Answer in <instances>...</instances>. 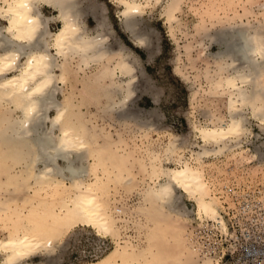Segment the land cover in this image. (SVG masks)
<instances>
[{"label": "bare ground", "instance_id": "6f19581e", "mask_svg": "<svg viewBox=\"0 0 264 264\" xmlns=\"http://www.w3.org/2000/svg\"><path fill=\"white\" fill-rule=\"evenodd\" d=\"M161 1L112 0L120 6L118 16L137 46L145 47L148 39L145 30L142 32L137 27V16ZM185 1L165 0L164 11L171 31L172 22H180L176 13L182 10ZM46 6L53 9L52 15L43 14ZM87 11L97 23L94 31L86 23ZM105 14V5L92 0L0 1V16L5 21L0 24V105L7 106L9 112L6 125L0 131L3 142L0 143V175H7L9 181L21 179L22 184L23 180H28L26 185L35 189L36 196L44 192L53 196L52 200L38 196L36 200L31 198L24 202L29 209L19 212L22 217L13 222L15 226L10 225L5 236L0 235V264H42L29 260L39 254L52 253L59 236L72 222L91 226L99 237L117 239L113 241L117 245L107 253L86 258L91 260L82 264H218V257L208 253L211 249L203 252L202 244L197 242L198 234H190L185 225L195 220L198 226L204 227L214 221L225 235L231 233L223 205L212 195L201 167L208 155L221 150L227 152L252 132L246 115L248 110L264 124V89L260 80L264 77V26L242 21L218 29L224 48L214 54L219 66L216 63L218 68L208 75L211 82L208 93L220 90L227 95V121L197 125L204 145L193 156L196 162L182 159L181 143L172 134L164 153L151 152L153 182L141 190L137 203L123 200L125 213H130L124 218L118 208L107 201L110 183L114 181L105 180L112 176L105 164H114L116 167L110 166V171L118 177L116 180L125 181L130 187L133 173L127 168L128 159L122 161L115 157L117 151L101 143L100 129L84 115L82 105L85 103L75 102L65 89L71 73H75L72 71L75 61L80 67L92 62L105 64L101 76L109 72L106 64L115 61L110 72L116 81L103 86L98 94L106 102L101 110L123 112L124 106L134 99L140 67L124 47H116L119 42L111 43L112 31ZM51 22L59 23L56 30L50 27ZM203 44L204 39L199 46ZM192 48L194 45H188L186 52H191ZM60 93H64L63 100L59 99ZM53 109L56 114L51 117ZM48 121L51 126L45 127ZM233 141L236 144H231ZM172 159L178 160L179 166L171 168L165 164ZM96 170L103 171L104 176L94 173L97 178L93 180L90 177ZM242 186L231 193L235 204L245 192ZM3 187L4 184H0V190ZM59 193H68V196L64 194L67 197L60 202ZM185 199L194 206H188ZM0 206H4L1 199ZM227 208L229 215L232 211V216L236 217L238 207ZM172 215L175 218L170 221ZM3 217L0 213V231ZM131 221L130 226L138 229L136 238L130 235L122 238L123 230L131 228L128 223ZM163 222L167 226H163ZM153 227L159 228V233ZM209 242L212 245L215 241ZM215 244L212 246L216 250L218 242Z\"/></svg>", "mask_w": 264, "mask_h": 264}, {"label": "rangeland", "instance_id": "374dc122", "mask_svg": "<svg viewBox=\"0 0 264 264\" xmlns=\"http://www.w3.org/2000/svg\"><path fill=\"white\" fill-rule=\"evenodd\" d=\"M86 1L90 2L91 0ZM92 1L105 5L106 20L109 23V30L112 31L111 43L119 42L116 47H124L140 67V79L135 87L136 94L134 99L124 106L126 108L123 112L101 110V107L106 102L104 99H100L98 94H100V89L103 86H108L114 80L116 81V78L114 79L110 72L115 61L106 64L105 68L110 73L103 74V76H101V71L104 69L102 66L105 64L101 65L100 63L92 62L89 66L80 67L75 61L74 68L78 70L79 67V70L76 72L72 68L75 73H71L65 89L66 94L71 95L75 102L80 103V101H83L85 103L82 105L84 115L100 129L101 137L99 138L101 143L108 149L116 150L118 154L114 153L115 157H120L122 161L128 159L129 165L127 164V168L128 170L130 169L129 172L133 173L130 187L129 185L126 186L125 181L119 182V180H116L118 177L113 175L115 174L113 171H110L111 167H116L114 164L106 163V167L104 166L110 174L112 173V176L109 177L106 174L108 179L105 178V180L108 183L114 181L110 183L112 186L107 201L110 205L115 206L114 208H118L124 218H128L130 213H125L123 200H128L127 202L130 204L132 202L137 203L138 198H141V190L148 183L153 182L150 174L153 170L151 156L154 151L164 153L165 147L172 139L171 136L175 135L177 139L179 138L178 140L182 146V150H180L183 155L182 159L196 162L193 156L196 155V152L201 151L202 145H204L197 125L218 120L220 123H226L229 116L227 95L220 90L214 94L208 93L211 86L208 75L214 73L218 68L216 67L218 60L214 54L221 52L224 48L218 29L231 22L242 23V21H249L248 23L252 24L253 22V24L257 23L260 26H264V0H186L182 4V10L176 13L180 22L175 20L172 22L174 26L173 35L171 23L167 20V15H165L164 11L165 0L157 4L155 2L146 9V12L136 18L137 22L139 21L137 24L138 29L142 30V32L145 30L144 33L148 37L145 47L137 46L126 31L121 18L118 16L119 5L112 2V0ZM53 13L52 8L44 7L43 14L50 16ZM86 19V23L91 30H96L97 23L88 11ZM1 23L5 24V21L0 16ZM58 26L59 23L51 22L50 27L53 30H56ZM202 39H204V44L201 47L199 43ZM188 45H194L191 52H186ZM97 71H100L99 74ZM260 80L261 82L263 81L261 87L264 89V77ZM63 97L64 93H60L59 99L63 100ZM8 113L7 106L0 105V131L6 125L5 119H7ZM55 114L56 111L54 109L50 111L51 117ZM246 115L248 116V125L252 132L248 133L247 137L241 138L240 144L233 146L230 150L227 149V152H225L226 150H221L208 155L201 167L204 179L211 188L212 195L220 199L224 208L223 212L225 211V213H228V206L237 208V205L233 203L231 193H236L238 187L242 185L246 186L245 189L253 187L251 188L253 191L255 187L264 189V124H261L260 119L258 120V118L252 116L249 110ZM46 126H51V123L48 121L45 124ZM57 133H59V130H57ZM0 143L3 142L0 141ZM231 144H236V141L231 142ZM151 152L153 153L151 154ZM107 162L111 161L108 160ZM165 164L173 168L179 166L180 163L178 160L172 159L165 162ZM100 167L102 168V166ZM96 171L90 177L93 180L97 178V176H94L97 175L96 173H101L104 176L103 171ZM6 176L5 174L0 175V184H4V187L0 190V199L4 202V206H0L1 208L4 207V209L0 208V213L4 215L1 221L3 229L0 231L1 236H5L10 225L12 227L15 226L14 223L22 217L21 211L29 209L24 205L25 201L31 200V198L36 200L38 196L39 199L51 200L53 197L50 196V193L45 192L36 196L37 193H34L35 189L26 185L28 180H23L22 184L19 183L21 179L9 181ZM115 180L119 183H115ZM8 182L12 183L8 185L6 184ZM23 185L27 186L26 189ZM62 194L59 193L57 196L60 202L65 196L64 194L68 196V193H64L63 196ZM185 200L188 206H194L193 202ZM20 203L21 205H19ZM7 216L11 217V219ZM23 218L20 220H23ZM174 218L175 216L172 215L170 221ZM4 219H7L6 222H4ZM74 223L72 222L65 227L64 234L59 236L60 242L58 241L56 249L52 253L33 256L29 262L82 264L91 260L79 259L75 261L68 246L76 240L79 233L93 232L95 235L97 234L91 226H87L82 222ZM128 223H130V226L133 222ZM212 223L210 221V224L201 227L198 226L197 221L192 220L185 227L190 234H198L199 237L196 235L198 244H202L199 240L201 236L197 233L199 230L206 232L208 241L212 239L217 242L215 237L217 230L221 234L225 235V233L214 221ZM165 225L167 226V223L163 222V226ZM66 230L67 232H65ZM137 230L132 227L123 230L122 238H129L130 235L135 239ZM153 230L158 233L160 231L157 227H153ZM226 234L231 235V233ZM108 238L112 239L111 237ZM115 240L117 241V239L113 241ZM113 241L110 250L117 245V242ZM206 248L208 250L211 249L208 253L218 257L215 247L213 248L210 242H208ZM205 249L203 252L208 251Z\"/></svg>", "mask_w": 264, "mask_h": 264}, {"label": "built area", "instance_id": "2783aa9c", "mask_svg": "<svg viewBox=\"0 0 264 264\" xmlns=\"http://www.w3.org/2000/svg\"><path fill=\"white\" fill-rule=\"evenodd\" d=\"M243 188L246 186L243 185ZM247 187L242 197L237 198L238 212L236 217L223 212L231 235L217 232L219 264H264V189ZM234 196V194H233ZM236 198V197H235ZM200 242L205 249L208 244L206 232L199 230ZM212 245H216L212 242ZM112 246L108 237H99L93 232L79 233L70 245L71 255L75 261L96 258ZM224 249V250H223Z\"/></svg>", "mask_w": 264, "mask_h": 264}]
</instances>
